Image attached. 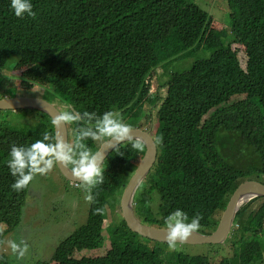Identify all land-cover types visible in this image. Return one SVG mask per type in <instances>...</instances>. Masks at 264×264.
<instances>
[{"label": "trees", "instance_id": "obj_1", "mask_svg": "<svg viewBox=\"0 0 264 264\" xmlns=\"http://www.w3.org/2000/svg\"><path fill=\"white\" fill-rule=\"evenodd\" d=\"M31 3L35 19L27 15L20 19L11 10L10 0H0V71L9 58L22 59L29 78L45 80L54 96L77 112L97 116L122 112L117 116L127 123L133 117L132 126H141L139 111L156 77L155 92L162 88L165 95L160 94L155 135L165 150L136 191L137 217L162 227L163 219L180 209L189 222L196 214L202 217L198 231H213L218 218L212 217L223 211L234 189L255 175L264 177V0H231L229 26L223 29L213 27L211 15L186 0ZM236 44L246 52L242 64L232 49ZM204 52V58H194L187 71L167 73L169 64ZM7 80L0 78V98L12 96L9 92L15 90L3 88ZM76 123L74 140L85 127L83 122ZM45 134L54 135L45 113L0 111V223L6 225L5 233L17 225L31 193L30 188L16 193L11 188L7 164L11 146H28ZM137 155L120 147L121 161L103 167L104 183L93 191L96 203H90L93 208L87 226L59 243L50 262L164 264L166 254L158 248L160 244L143 243L123 229L120 218L107 228L116 236L123 233L129 242L116 260L68 257L70 247L81 252L100 246L103 218L94 209L112 205L114 194L121 193L136 169ZM39 177L43 176L35 179ZM154 199L165 205L157 219L151 218ZM234 223L237 228L231 240L236 264H262L264 199L243 207ZM167 262L231 264L227 258L215 262L182 251L172 252ZM0 264L8 262L0 256Z\"/></svg>", "mask_w": 264, "mask_h": 264}, {"label": "clouds", "instance_id": "obj_2", "mask_svg": "<svg viewBox=\"0 0 264 264\" xmlns=\"http://www.w3.org/2000/svg\"><path fill=\"white\" fill-rule=\"evenodd\" d=\"M226 2L228 6V4L231 3V0H226ZM192 4L194 6H197L194 3ZM10 7L17 18L23 19L26 15L33 19H35L36 17V12L33 11V5L31 3V0H10ZM235 46L240 47L238 44H236ZM236 51L238 52V48L236 49ZM244 54H246L245 50H244ZM29 80H30V87H29L30 89L27 90L28 92L25 94H18V95L16 94L15 96H33L35 98L44 99L43 98L44 92L42 87L48 85L47 83H45V80L41 79L38 80L37 82L31 80L30 78ZM164 95H165V91L161 96ZM4 97H13V96H4ZM44 100L53 104L56 110L58 111V114L55 115L53 119L49 117L51 119L52 129L54 127L57 131H59V129L65 127L66 138L63 137L62 135L45 134L42 139H38L34 143L28 146H17L13 144L9 152L10 158L7 164L10 170L9 176L11 178V184H12L11 188L13 191H15V193L21 192L28 188L31 189L36 181L35 179L36 176L47 175L49 172L52 171L54 166L57 165H59L60 167L62 166L63 169H66L70 174L71 179L73 181H70L69 179L65 178L59 171L62 177L66 181H68L69 184L73 185L74 187L79 186L84 190L86 194L85 200L89 202V209L87 213L86 222L85 224H82L78 228L73 230L69 235H67L60 242L62 243L71 235H73L75 232L87 226L89 215L93 208L91 204L96 203V196L93 194V191H96L95 188L98 185H102L104 183L103 167L105 166L111 168L112 166H114V164L121 161L122 158L118 156V149L120 147H128L130 150H132L133 148L140 151L141 153L143 151L145 152L146 148L143 139L142 137L139 136L134 137L133 136L134 130H139L141 132L146 133L148 136H150L152 140L150 154L154 159V161L149 171L155 164L156 160L162 156L163 146L157 143L154 139V136H156L155 132H158V127H159V120L157 115L162 105V101H161L162 98L160 97L159 91L155 92V88L150 90V97H146L143 99V105L141 107V110L139 111L140 116H139L138 124H140L141 126L135 125L136 128H134V126H130L131 121H129L128 123L123 122V120L117 116V115H122V112H115V113L105 112L101 116H97L96 114H90L87 112L81 114L77 112L76 109H73L74 112L68 111L69 107H73V106L67 103L65 100H63V102L60 101L61 103L58 102L59 100L58 101L55 100L48 101L46 99ZM126 109L130 111L129 107ZM143 111L146 112L149 111L148 118L142 114ZM154 121H156L157 125L155 127V130L153 131ZM76 122H83L85 124V127L81 128L78 131L76 138L74 140V138L72 137V133H73L72 131L73 128H76L77 126ZM69 123H73V125H70ZM137 156H141V158L136 163V166L142 160L143 154H138ZM145 178L143 179V181L145 180ZM246 180H255V179L251 178ZM125 187L123 188L121 193L120 191H117L116 195L114 194V202L112 203L111 209H109V205H106L104 209L103 208L94 209V214L102 215L103 218V222L99 228L100 236H101L100 246L90 251L84 250L81 252H77L73 250L76 249L75 247H70L68 249L71 250L67 251L68 257L74 258L76 260H80L82 257L91 260L92 259L116 260V258L120 256L121 252L125 249L126 245L129 243L126 242L127 238L123 233H118L116 236L114 233H110L107 229L109 225L119 220V218L124 223L125 227L123 229L127 228L129 232L141 238L143 243H147L148 245H153L154 242L160 244L158 248H160V250L164 252L166 249L173 250L172 252H174L176 246H180V245L193 246L182 243L187 242L189 238L193 236V234L199 233L202 235H209L216 229L215 227V229L208 234H204L198 231L200 228V220L202 219V217L199 214H196L189 222V218L187 214L180 209L171 212L168 216H166L163 219L165 226L158 227L155 225H150L147 221H145V219L141 221L139 217H137L135 210V202L133 198L132 213L134 219L136 220L135 222L140 227H148V228L163 230V232L165 233V237H164L165 242H159L147 235L140 234L136 232L135 229L129 227L121 211L120 201ZM260 198L264 199V197L254 198L249 202H247L245 205H243L240 208V210L246 205H248L251 201ZM153 202H155V204L151 205V210H153L154 213L151 216V218L157 219L161 217L165 209V205L164 202H161L158 199L157 200L154 199ZM223 211H220L219 217H217L218 221ZM21 217H22V210L20 213L19 221L17 225L13 228V230L19 226ZM236 228H237V224H235L233 220V225L230 234L228 235V238L224 242L225 244H227L228 241L231 240V234L233 230H235ZM5 230H6V225L0 223V244H2L3 239L5 238V236H7ZM103 232H106V236L102 234ZM224 243H219V244H224ZM9 244L13 252V255L9 254V256L7 257L4 256L2 253H0V256L4 257L8 262V264H9V260L12 259L13 257H15L18 260L24 258L29 250L28 239L20 238L14 242L10 241ZM164 244H166V246H168L169 249L165 248L166 246H164ZM219 244H205V245H219ZM230 245L232 247V242ZM262 251L264 257V247ZM75 254H78L79 258H76L74 256ZM49 262H47L46 264L56 263L55 261H52L50 263Z\"/></svg>", "mask_w": 264, "mask_h": 264}, {"label": "rangeland", "instance_id": "obj_3", "mask_svg": "<svg viewBox=\"0 0 264 264\" xmlns=\"http://www.w3.org/2000/svg\"><path fill=\"white\" fill-rule=\"evenodd\" d=\"M186 1L194 3L211 15L213 18L211 24L215 28L223 29V27L229 26V10L226 0ZM237 48L238 60L240 64H242L241 59L244 56V49L242 47H232L233 50ZM205 54L206 52L196 54L194 57L192 56L189 59L183 58L181 60H177L166 67L167 73H181L187 71L194 58H204ZM26 70L27 65L22 59L12 57L6 62L4 69L0 71V78H8L3 85V88L5 90L12 87L15 88V90H11L9 92L12 96L28 92L27 89L30 87V80L27 76ZM152 75L154 76L153 73ZM165 79L166 77H164L163 81ZM158 82L159 81L155 77L153 82L154 88L158 86ZM42 89L44 92V98L48 101H54V97L56 95L52 87L46 85L42 87ZM159 93L163 95L164 90L160 88ZM55 101H58L56 97ZM73 109L74 107H69L68 111L74 112ZM142 114L147 118L149 117V111H143ZM29 116L30 113L28 112L26 114V118ZM132 120L133 118L130 119V121ZM69 124L73 125V123ZM132 125L133 124H130V126ZM156 125L157 123L154 121L153 131L155 130ZM134 128L136 127L134 126ZM157 138H159V136H154L155 141L159 143ZM162 146L165 150L164 145ZM132 150L137 154H141V152L136 149L132 148ZM145 153L146 150L143 153L142 158ZM137 157L141 158V156ZM244 165L245 164L243 162L240 163L241 167ZM253 178L264 182L263 176L255 175ZM85 195L86 194L81 187H74L69 184V182L62 177L59 170L55 167L45 177L43 176L42 178H37L31 188V193L26 197L25 204L22 209L20 224L13 231L7 233V236L3 239L2 244H0V253L7 257L9 254L13 255L9 242L17 241V239L20 238L28 239L29 250L26 256L19 260L13 257L9 260V264H46L49 262L57 245L73 230L78 228L80 225L85 224L89 209V202L85 200ZM258 204L259 202L253 204L251 209L256 208ZM111 207L112 205H109V209H111ZM219 214L220 211H217L213 215L212 220L216 219ZM102 234L106 236V232H103ZM231 242L232 241L230 240L227 244L224 243L219 245H180L176 246L174 251H182L189 255L207 256L210 260L215 262L221 258H227L231 261V264H236L235 260L233 261V248L230 245ZM164 246H166V244H164ZM165 248L169 249L168 246ZM172 251L173 250H165L166 260L164 264H169L167 259L172 255ZM74 256L79 258L78 254H75ZM262 264H264V261Z\"/></svg>", "mask_w": 264, "mask_h": 264}, {"label": "water", "instance_id": "obj_4", "mask_svg": "<svg viewBox=\"0 0 264 264\" xmlns=\"http://www.w3.org/2000/svg\"><path fill=\"white\" fill-rule=\"evenodd\" d=\"M18 111V110H37L45 113L51 119L58 114V111L53 104L45 101L41 98H35L33 96H13V97H3L0 98V111ZM54 135H62L66 138L65 127L57 131L54 127ZM134 137H142L145 144L146 153L142 160L137 164L136 169L129 179L122 197H121V211L124 215L125 221L128 223L129 227L135 229L136 232L147 235L159 242H165V233L163 230L153 229L148 227H140L135 221L132 213V203L135 191L139 184L143 181L146 174L148 173L154 159L150 154L152 140L150 136L139 130H134ZM57 169L61 174L73 181L70 174L66 169L57 165ZM264 197V184L256 180H245L239 184L230 196L226 207L218 221L216 229L209 235H202L199 233L193 234L189 240L182 244L188 245H201V244H219L224 243L230 234L233 220L240 210V208L245 205L250 200Z\"/></svg>", "mask_w": 264, "mask_h": 264}]
</instances>
